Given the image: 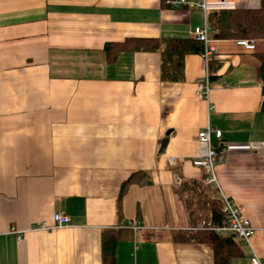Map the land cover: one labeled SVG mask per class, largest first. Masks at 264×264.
<instances>
[{
  "label": "crops",
  "instance_id": "1",
  "mask_svg": "<svg viewBox=\"0 0 264 264\" xmlns=\"http://www.w3.org/2000/svg\"><path fill=\"white\" fill-rule=\"evenodd\" d=\"M165 3L0 0V264H103L111 232L115 264H215L209 243L174 240L192 227L175 173L200 184L192 161L208 126L222 132L219 185L257 230L251 246L264 264V40L247 52L210 32L219 67L208 99L197 95L200 54L186 56L184 80L172 83L161 81L159 53L113 50L109 61L107 43L193 38L204 26L203 12ZM55 214L71 225L34 229ZM241 247L232 264H249Z\"/></svg>",
  "mask_w": 264,
  "mask_h": 264
},
{
  "label": "trees",
  "instance_id": "2",
  "mask_svg": "<svg viewBox=\"0 0 264 264\" xmlns=\"http://www.w3.org/2000/svg\"><path fill=\"white\" fill-rule=\"evenodd\" d=\"M208 22L212 29V38L215 40L248 39L253 41L264 40V0H260L259 8H225L208 14ZM124 50L139 52H156L161 56L160 78L162 82H182L185 78V58L191 54L202 55L205 50L203 42L195 38H131L123 43H107L105 52L111 59V52ZM219 65L209 61V71L214 73ZM259 79L263 85L264 111V55L261 56ZM135 183L134 175L125 181L121 187L118 198L119 209L121 202L129 187ZM212 191L213 196L207 195ZM179 194L186 204L193 229L178 232L174 235L176 241L206 242L213 247L215 264H232L235 258L244 256L241 243L233 237H221L215 232L200 228L203 219L212 218L213 223H220L224 215L222 205L216 196V190L202 187L201 184L191 182L183 183ZM201 213L204 218L201 219ZM111 232L103 240V264H115L118 235Z\"/></svg>",
  "mask_w": 264,
  "mask_h": 264
},
{
  "label": "built area",
  "instance_id": "3",
  "mask_svg": "<svg viewBox=\"0 0 264 264\" xmlns=\"http://www.w3.org/2000/svg\"><path fill=\"white\" fill-rule=\"evenodd\" d=\"M224 7H232L236 4L237 0H217ZM167 6L174 9H187V10H199L203 12L205 17V23L203 27L195 28L193 32V38L197 41L203 42L205 50L202 54L206 64V74L197 84V95L208 99L211 90V73L209 71L210 57L214 51L211 47L210 32L212 31L209 22L208 14L210 8L208 6L209 0H166ZM239 8V7H233ZM238 46L246 50L247 52H255L256 42L248 39L236 40ZM222 138V132L219 130H213L211 127H206L201 130L197 136V142L200 147L198 155L193 159L192 164L194 167L204 170V177L200 184L202 187L211 188L216 190V196L220 200L222 205V213L224 215L223 220L220 223H213L212 218L203 219L200 223V228H207L221 237H233L240 241L243 245L250 248V261L249 264H261L260 260L251 246V239L256 234L257 230L252 226L251 222L245 218L234 202L222 191L216 168L217 165L223 160V152H218L215 147V140L220 141ZM177 184L181 187L182 181L178 174L175 173ZM71 225L69 217L62 214H55L53 216V224L50 225L47 222L36 224L35 230L47 231L56 230ZM131 227L137 231L142 229L139 224H132ZM193 228L191 227L190 230Z\"/></svg>",
  "mask_w": 264,
  "mask_h": 264
},
{
  "label": "rangeland",
  "instance_id": "4",
  "mask_svg": "<svg viewBox=\"0 0 264 264\" xmlns=\"http://www.w3.org/2000/svg\"><path fill=\"white\" fill-rule=\"evenodd\" d=\"M207 195H208V196H210V197H212V196H213V193H212V191H210V192H207ZM200 216H201V219H203V218L205 217V216H204V214H202V213H201V215H200Z\"/></svg>",
  "mask_w": 264,
  "mask_h": 264
}]
</instances>
